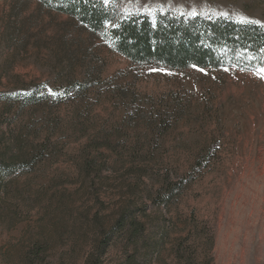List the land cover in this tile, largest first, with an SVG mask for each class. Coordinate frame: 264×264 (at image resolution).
I'll list each match as a JSON object with an SVG mask.
<instances>
[{
    "label": "rangeland",
    "instance_id": "obj_1",
    "mask_svg": "<svg viewBox=\"0 0 264 264\" xmlns=\"http://www.w3.org/2000/svg\"><path fill=\"white\" fill-rule=\"evenodd\" d=\"M102 1L116 17L264 25V0ZM33 89L46 104L3 108ZM0 99V151L14 141L37 151L31 170L4 179L1 255L43 240L48 264H84L111 233L105 264H264L261 74L133 63L71 16L0 0ZM123 211L142 237L112 233Z\"/></svg>",
    "mask_w": 264,
    "mask_h": 264
},
{
    "label": "trees",
    "instance_id": "obj_2",
    "mask_svg": "<svg viewBox=\"0 0 264 264\" xmlns=\"http://www.w3.org/2000/svg\"><path fill=\"white\" fill-rule=\"evenodd\" d=\"M36 1L44 9L75 18L90 33L99 35L112 50L133 63H157L173 69L235 68L259 74L258 70L264 67V25L256 22H242L231 16L173 11L116 17L102 0ZM45 95L35 89L14 93L3 108L10 112L15 108L44 105L47 102ZM20 145L19 141H14L0 151V195L6 189V176L31 170L35 162L37 151L28 145ZM126 229L138 237H142L145 230L142 222L123 211L116 219L112 233ZM111 242V233L95 241L84 264H105ZM48 244L43 240L31 242L29 247L14 243L2 255L0 250V264H48ZM179 261L182 260L179 258ZM212 262L207 264H214Z\"/></svg>",
    "mask_w": 264,
    "mask_h": 264
},
{
    "label": "snow or ice",
    "instance_id": "obj_3",
    "mask_svg": "<svg viewBox=\"0 0 264 264\" xmlns=\"http://www.w3.org/2000/svg\"><path fill=\"white\" fill-rule=\"evenodd\" d=\"M105 2L110 3L111 0H105ZM242 22H244V21H242ZM258 71L262 74V78H264V67L260 68Z\"/></svg>",
    "mask_w": 264,
    "mask_h": 264
}]
</instances>
